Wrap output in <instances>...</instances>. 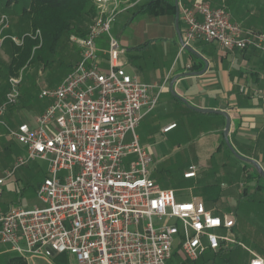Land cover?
<instances>
[{
  "label": "built area",
  "instance_id": "obj_1",
  "mask_svg": "<svg viewBox=\"0 0 264 264\" xmlns=\"http://www.w3.org/2000/svg\"><path fill=\"white\" fill-rule=\"evenodd\" d=\"M93 1L97 13L87 36L71 38L80 48V61L59 86L40 93L51 104L33 123L13 130L5 126L27 157H19L0 177V197L5 179L30 162H46L49 176L37 189L41 206L0 213V242L28 264L37 259L51 264V257L64 254L75 264H168L177 244L185 262H198L207 251L240 247L253 255L251 264H264L236 240L234 212L217 214L201 199L179 203L173 190L152 179L154 161L139 143L137 128L157 107L162 88L139 82L126 69L125 51L111 35L121 0ZM178 4L182 49L206 42L227 51L264 53V30L244 28L226 8L205 0ZM6 21L1 15L0 26ZM105 34L108 48L101 50L97 41ZM16 43L23 45L24 38ZM19 84L10 79L0 118L17 102ZM196 176L195 166L184 174L185 179Z\"/></svg>",
  "mask_w": 264,
  "mask_h": 264
},
{
  "label": "rangeland",
  "instance_id": "obj_2",
  "mask_svg": "<svg viewBox=\"0 0 264 264\" xmlns=\"http://www.w3.org/2000/svg\"><path fill=\"white\" fill-rule=\"evenodd\" d=\"M195 1L197 0H178V2L185 6H190ZM205 1H210L217 7L226 8L231 13L232 17L234 15L233 10L236 11L237 15H248L252 22L259 24L258 29L264 30V0ZM147 2H149V0H121L122 12L116 17L111 30V35L120 42L121 48L130 50L132 44L136 42L134 41V38L137 36V33L140 31L139 33L142 34V29H144L142 37L145 39L149 32H153V35L158 33L160 36L164 38L167 37L171 40L158 42L163 43L161 44L162 46H159L162 51V57L160 59L157 57L156 61V64H160L158 68L160 71L164 70V68H169L173 60H175V65L179 66L184 65V63L190 59L200 62V53L203 51L202 49H200L199 52L191 50L192 48H185L180 51V39L178 38L175 25L171 27L170 21L166 24L165 19L159 18V22L155 25V23H152L151 21L140 20L142 17L133 16L138 11V7ZM1 10L2 9H0V16L5 15L7 21L0 26V105L4 103L6 95L10 90V79L12 78L20 80V95L17 102L10 105L0 118V121L5 123V125L0 123V126L4 128L5 126H8L13 130L17 129L22 123H33L35 119L46 110L51 104V101L49 99L41 100L40 93L43 90L53 89L59 86L72 70L73 66L80 61L81 55L80 48L72 41V37H70V39L66 38L61 43L57 54L53 57V63L49 67H44L43 65H30L21 70L18 75L10 77L8 75V66L13 48L16 45L18 47L22 46L18 45L16 41L19 42L25 36H30L34 39H38L41 44L42 38L36 36L38 31H36L35 34L31 31L28 18L23 17L19 10H16L13 14L4 13ZM180 30H184L182 26ZM102 38L103 41L101 42L100 40ZM107 40H109V36L105 34L97 41V44L100 41L99 45L102 44V47H104V43H106ZM124 40H127L128 44H125ZM106 47L108 48V43ZM206 49L210 51L212 46L207 44ZM136 55L145 54L141 52H132L131 50L130 57H126L130 60L135 69H139L140 67L149 69L150 67L148 65L151 63L153 64V61L149 63L150 53H148L145 58L133 57ZM173 96V93L163 89L160 94L159 105L163 102L174 101L175 99ZM177 103L184 108L188 107L180 101H177ZM169 117L178 118L179 116L174 115ZM182 129L183 125L178 132L182 133ZM7 130L8 129L6 128V132L9 136V130ZM207 130L208 126L206 122H203V124H190L188 136H183L182 134H180L181 136H177V132L173 134L176 135V141H140V144L143 147L149 148V154L154 161L152 165V178L161 186V188L174 190L177 201L179 203H185L191 202L193 197H198L201 191L206 190L207 188L213 195L220 193L221 184H226L228 186L231 184L236 185L234 187L235 189H247L252 185H257L259 183L264 187V179L258 178V175L254 172V167L251 164L246 165L240 161L245 167L247 166L248 171L246 172H244L243 169H232L230 166L226 170H222L221 166H216L214 167L215 169L210 170L207 166L205 167L202 165V163H200V159H203L201 153H203V151L207 152L208 147L205 145L210 142L194 140H198V138L206 133ZM9 138L12 141H16L10 136ZM10 143L9 147L13 148L9 155L14 157L18 156V158L27 157V150L24 146L17 144L16 142ZM223 156H225L224 158L226 159V162L228 158L236 159L231 160L233 162H239L229 147L224 144L222 153L215 156V160L212 163H219L218 159ZM131 160H133L132 156L127 159V161ZM14 165L15 162L11 167V170ZM191 166L197 168L199 177L196 180L186 181L184 179V174L189 171ZM27 167L30 168L27 181L29 184V187L27 188L28 190L22 199V203L18 201L13 207L23 206L26 208H34L41 206V202L37 197V189L41 184V181L49 176L47 163L40 161L30 162L24 166V168ZM19 171L20 169L16 171V173ZM248 172H252L255 178H252L251 176L249 177ZM224 173L226 176L223 175ZM65 174V172H62L60 175ZM231 174L233 175L231 176ZM223 195L226 201H232L233 197V204L235 207L229 208L236 213V221L238 222L237 234L239 233L240 242L242 241L245 245L250 246L247 242V237L250 235L256 234L257 236L264 237V192L260 193L252 189L249 196L246 198L237 193L229 199L228 196L231 195L230 191H225ZM219 206L222 209H227L225 203H220ZM174 222L176 221L171 220L169 223L172 224ZM177 245L175 246L173 257L168 264H246L251 258V256L248 253H245L242 248H236L232 252H225L220 256H215L213 252L207 251L198 262H185L179 254V247ZM252 248L263 254V249L261 247L258 246ZM233 257L236 258V261L233 260ZM50 260L52 264H75L74 258L69 254L57 255L51 257Z\"/></svg>",
  "mask_w": 264,
  "mask_h": 264
},
{
  "label": "crops",
  "instance_id": "obj_3",
  "mask_svg": "<svg viewBox=\"0 0 264 264\" xmlns=\"http://www.w3.org/2000/svg\"><path fill=\"white\" fill-rule=\"evenodd\" d=\"M233 12L234 15L232 20L239 23L244 28L252 31L263 30L258 29L259 24L252 22L248 15H237L235 10H233ZM159 18L165 19L166 24L170 21L171 27L175 25L176 28L175 15L161 16L157 13L151 16H143L140 20L151 21L156 25L157 22H159ZM181 26L184 29L182 22L181 25H179V30ZM139 32L134 38L136 42L132 44L130 50L124 49L126 53L124 54L123 61L128 73L141 83L157 85L161 87L162 90L165 89L166 91H170L173 93L175 99L174 101L163 102L160 105L158 102L159 107L157 105L152 112L144 116L137 128L139 143L140 141H176V135H173L175 132H177V136H181L180 134L188 136L190 124L195 125L197 123L203 124V122H206L208 126L207 132L200 136L198 140H194L210 142L206 143V145L204 144L208 149L207 152L203 151V153H201L203 159H200V163L210 168V170L215 169L214 167L216 166H221L222 170H226L230 166L232 169H243V171L246 172L248 171L247 167L240 163V160L238 163L235 161V164V162L231 160L236 159L228 158L226 162L225 156L218 159L219 163L215 161L218 165L215 162V164L212 163L215 160V156L222 153L223 145H226L224 137L226 119L217 114L199 113L192 108L217 111L224 107L231 118L229 140L232 146L240 155L255 161L264 171V53L256 50L227 51L220 48L215 43H207L212 46V49L209 51L206 49L207 44L205 42H196L190 46V49L192 48L191 50L198 52L200 49L203 50L200 53V62L190 59L186 61L184 65L179 66L175 65V60H173L169 68H164V70L160 71L158 69L160 64H156V61L157 57L159 59L162 57V51L159 46H162L161 44L163 43L158 42H166L170 39L167 37L164 38L158 33L153 35V32H149L145 39L142 37L144 29H142V34ZM180 33L183 37L184 31L180 30ZM177 35L180 39L178 32ZM100 41L102 42L103 38ZM99 42L97 44L99 49H107L106 45L108 40L104 43V47H102V44L99 45ZM124 42L128 44L127 40H124ZM131 50L132 52H141L145 54L133 56L136 58H145L146 55L150 53L149 63L153 61V64L151 63L148 65L150 68L145 69L140 67L139 69H135L130 60L126 58L130 57ZM182 50L181 44L180 51ZM176 78L178 79L174 82ZM183 100H185L186 103ZM177 101L184 103L188 107L184 108L183 106H179ZM174 115H178L179 117H169ZM173 124L176 125L174 129L167 133L163 132L166 127ZM182 125V133H179L178 130ZM10 142L14 143L16 141H12L6 132V128L0 126V177H5L6 173L11 170V167L18 158V156L14 157L9 155L13 148L9 147ZM147 150H149V148H147ZM29 169V167L20 168L18 173L15 172L16 174L5 179L4 185L2 186V195L0 197V213L8 212L18 201L22 203V199L29 187L27 182ZM252 172H248V176L255 178ZM254 172L258 175V171L255 167ZM198 174L197 172L196 178L184 179L186 181L196 180L199 177ZM223 175L226 176L225 173ZM232 175L233 174H231V176ZM221 186V192L217 198H215V195L211 194L207 188L206 190H202L198 197H193L192 200L201 199L205 202L207 208L215 209L217 214L222 215L223 213L234 212L229 208L235 207L233 204V195L238 193L240 196L246 198L249 196L252 189L260 193L264 192V187L261 186V183L257 185L254 184L247 189H235L234 187L236 185L232 184L229 185L230 187L226 184H221ZM259 186H261L262 189L259 190ZM225 191H230L231 195L228 197L229 199L232 197V201H226L223 195ZM220 203H225L227 209H222L219 206ZM237 227L238 222L236 221L233 233L236 240L240 242L239 233L237 234ZM247 242L250 246L245 245L241 241L249 250L256 253L264 260V237L257 236L256 234L250 235L247 237ZM258 246L263 249V254L252 248ZM232 250L233 249L229 251ZM244 252L251 256L246 264H251L253 255L246 250H244ZM213 254L215 256H220L223 253ZM15 256L18 255L14 253L8 245L0 242V261H8ZM233 258V260L236 261V258ZM33 264H47V262L42 259H37L34 260Z\"/></svg>",
  "mask_w": 264,
  "mask_h": 264
},
{
  "label": "trees",
  "instance_id": "obj_4",
  "mask_svg": "<svg viewBox=\"0 0 264 264\" xmlns=\"http://www.w3.org/2000/svg\"><path fill=\"white\" fill-rule=\"evenodd\" d=\"M0 9L4 13L11 14L19 10L23 17L28 18L31 31L34 34L38 31L42 38L40 44L38 39L25 36L23 45L20 47L16 45L13 48L8 66L10 77L18 75L30 65L49 67L64 39H70L72 36L78 38L87 36L88 27L97 13L93 0H0ZM176 12L175 0H149L139 6L133 16L143 17L157 13L166 16L176 15ZM258 178L263 179L259 173ZM258 189L262 187L259 186ZM217 196L219 193L215 198ZM0 264H26V262L23 258L15 256L5 262L1 260Z\"/></svg>",
  "mask_w": 264,
  "mask_h": 264
},
{
  "label": "water",
  "instance_id": "obj_5",
  "mask_svg": "<svg viewBox=\"0 0 264 264\" xmlns=\"http://www.w3.org/2000/svg\"><path fill=\"white\" fill-rule=\"evenodd\" d=\"M175 6L177 7V12H176V15H175V24H176V29H177V32L179 33L180 35V41H181V44L184 45V41H183V38L181 36V33H180V30H179V22H180V10H179V4H178V0H175ZM186 49H190V47L186 46L185 47ZM178 78L174 79V82L177 80ZM174 84V83H173ZM173 86V85H172ZM172 91H173V87H172ZM185 103L186 101L183 100ZM195 111L199 112V113H205V114H217V115H221L223 117H225L226 119V126H225V129H224V137H225V142H226V145L229 147V149L231 150V152L233 153V155L238 159L240 160L241 162L243 163H247V164H251L255 167V169L258 171L259 175L264 179V171L263 169L253 160L251 159H248L242 155H240L235 149L234 147L232 146L230 140H229V132H230V129H231V118L229 116V114L227 113L226 109L224 107H222V109L220 110H204V109H199V108H195V107H192Z\"/></svg>",
  "mask_w": 264,
  "mask_h": 264
}]
</instances>
